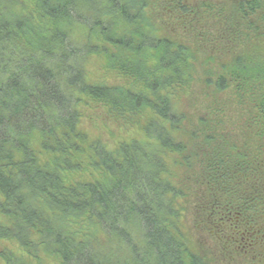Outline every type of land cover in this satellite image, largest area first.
<instances>
[{"label":"trees","instance_id":"1","mask_svg":"<svg viewBox=\"0 0 264 264\" xmlns=\"http://www.w3.org/2000/svg\"><path fill=\"white\" fill-rule=\"evenodd\" d=\"M150 2L0 0V264H264V0H157L166 35ZM98 54L129 88L85 81Z\"/></svg>","mask_w":264,"mask_h":264},{"label":"rangeland","instance_id":"2","mask_svg":"<svg viewBox=\"0 0 264 264\" xmlns=\"http://www.w3.org/2000/svg\"><path fill=\"white\" fill-rule=\"evenodd\" d=\"M156 1L157 0H151V2L148 4V7L146 8V12L149 13L148 19L155 30V34L166 35V33L170 31L167 27L172 25L170 20L171 18L168 15L171 17H173V15L170 11L165 10V8L164 10L159 8L160 3L157 4ZM118 26H120V24ZM71 36L79 43H86L89 41L91 46H94L96 43L94 35L89 33L88 30L81 26H74L71 30ZM103 47L105 46H99L100 52H102ZM84 73L85 81L88 84L103 85L107 87L117 86L123 87L124 89L129 88L130 86L128 81L121 79L113 70L110 69L107 58L102 54L92 55L88 58L84 65ZM201 87L202 86H199L198 84H193L191 88L193 94L190 96L192 100L203 99L204 94ZM186 97L187 95H185V97L182 99V107L189 104H187L188 100ZM79 109L80 113L83 115L80 122L81 128L91 137L100 138L103 143H105L108 150H112L114 146L120 142H130L132 139H141L135 127L107 119L105 116L99 114V112L94 111L93 105H91V103L86 104V102L83 101L80 104ZM184 222L185 228L188 230L189 234L192 236L193 242L196 244V248L205 249L207 246H210L209 240L206 237H202V234L197 232L196 227L193 225L191 213L187 212L185 214ZM3 247L14 249L12 244L9 242H0V249H3ZM33 264H56V261L49 255L41 254L36 260H33Z\"/></svg>","mask_w":264,"mask_h":264}]
</instances>
